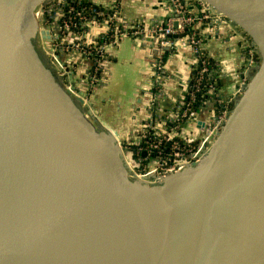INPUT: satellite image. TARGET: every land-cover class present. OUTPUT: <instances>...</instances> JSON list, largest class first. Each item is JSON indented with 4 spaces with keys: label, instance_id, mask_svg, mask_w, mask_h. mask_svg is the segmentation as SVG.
<instances>
[{
    "label": "water",
    "instance_id": "water-1",
    "mask_svg": "<svg viewBox=\"0 0 264 264\" xmlns=\"http://www.w3.org/2000/svg\"><path fill=\"white\" fill-rule=\"evenodd\" d=\"M199 1L256 61L199 160L156 178L53 70L50 0H0V264H264V0Z\"/></svg>",
    "mask_w": 264,
    "mask_h": 264
},
{
    "label": "built area",
    "instance_id": "built-area-1",
    "mask_svg": "<svg viewBox=\"0 0 264 264\" xmlns=\"http://www.w3.org/2000/svg\"><path fill=\"white\" fill-rule=\"evenodd\" d=\"M162 10L164 17L154 16L146 21L124 17L122 0H50L36 11L43 17V26L49 25L54 35V50L60 55L57 60L60 67L56 69L64 77L66 87H76L72 65L78 60L89 62L82 74L87 88H94L101 82L109 71L107 46L117 44L122 38L150 41V48L166 46L171 53L190 52L195 61L189 68L191 75L180 89L175 107L162 116L157 115V100L163 94L162 83L167 78L168 66L164 60L168 52L163 50L162 56L151 54L155 57L151 56V66L157 74L155 96L143 132L132 139L139 144L133 154L130 153L140 173H154L156 178L197 162L209 136L219 130L229 111L228 103L222 105L217 99L220 64L212 62L206 53L207 41L219 35L226 23L217 15L213 16L199 0H164ZM243 55L248 67L255 64L252 46L246 45ZM245 81L246 77H242L240 84ZM211 101L216 102L217 107L209 126L195 141L187 140L181 134V127ZM158 122L164 123L168 131H176L177 135L159 131ZM143 151L145 157L141 156Z\"/></svg>",
    "mask_w": 264,
    "mask_h": 264
},
{
    "label": "crops",
    "instance_id": "crops-1",
    "mask_svg": "<svg viewBox=\"0 0 264 264\" xmlns=\"http://www.w3.org/2000/svg\"><path fill=\"white\" fill-rule=\"evenodd\" d=\"M163 4L164 0H122V14L127 19L139 17L146 21L154 16L161 18L164 17ZM128 42L131 43L132 50H128L130 45ZM150 46H152L150 41L144 42L127 37L122 38L115 45L107 46L110 57L109 71L91 93L87 91L82 77L89 62L78 60L72 65L75 72L73 77L76 82L75 89L87 93L86 99L96 111L97 122L116 130L120 138L126 142L136 139L143 132L155 96L157 74L151 66L154 56L151 55ZM244 47L242 38L227 24L221 27L219 35L207 41L206 53L209 59L220 64L219 96L223 95L224 101L227 95L234 91L233 86L240 83L245 74ZM164 61L168 66L167 78L162 83L163 94L157 100V115L161 116L168 114L170 109L175 107L181 93L180 89L191 75L189 68L195 63L188 50L168 52ZM127 82L131 83V89L126 87ZM122 86L125 88L123 89ZM219 102L223 103L220 100ZM216 107V102L211 101L199 108L196 117L183 124L181 134L189 141L199 138L209 126ZM198 122L200 125L197 128ZM156 126L159 131H168L162 122H158ZM169 134L177 135L176 131H171Z\"/></svg>",
    "mask_w": 264,
    "mask_h": 264
},
{
    "label": "flooded vegetation",
    "instance_id": "flooded-vegetation-1",
    "mask_svg": "<svg viewBox=\"0 0 264 264\" xmlns=\"http://www.w3.org/2000/svg\"><path fill=\"white\" fill-rule=\"evenodd\" d=\"M36 43V51H37V53H38V56H41V55H45L46 54V52L43 50V43L42 42H40V43H38V41H36L35 42ZM38 46V47H37ZM38 48H39V50H38ZM41 59H42V61H43V58L41 57ZM43 63L46 65V67H51V63H50V61H48V60H44L43 61ZM224 100H222V102H223ZM228 102V101H227ZM226 102V103H227ZM225 103V101L222 103V104H224ZM131 149L132 150H134L135 149V147H131Z\"/></svg>",
    "mask_w": 264,
    "mask_h": 264
},
{
    "label": "rangeland",
    "instance_id": "rangeland-1",
    "mask_svg": "<svg viewBox=\"0 0 264 264\" xmlns=\"http://www.w3.org/2000/svg\"><path fill=\"white\" fill-rule=\"evenodd\" d=\"M130 15V14H129ZM37 41H38V43H40L41 41L40 40H38L37 39ZM128 41V40H127ZM126 41V42H127ZM128 44H130V45H128V50H132V45H131V43L130 42H128ZM38 47V46H37ZM38 50H39V48H38ZM40 57H42L43 58V61L45 60H48V56L45 54V55H41ZM125 65H126V62L124 63ZM53 70L54 71H56V68L54 69V67H53ZM123 87V89L125 88L124 86H122ZM126 87L128 88V89H131V83H129V82H127L126 83ZM87 89V91L88 92H90L91 93V91H93L94 89H95V87L94 88H86ZM128 92H130V90H127ZM133 165V164H132Z\"/></svg>",
    "mask_w": 264,
    "mask_h": 264
},
{
    "label": "bare ground",
    "instance_id": "bare-ground-1",
    "mask_svg": "<svg viewBox=\"0 0 264 264\" xmlns=\"http://www.w3.org/2000/svg\"><path fill=\"white\" fill-rule=\"evenodd\" d=\"M157 18H158V17H157ZM165 48H166V46H163V47H160L159 49L151 48V50H152V53H153V50H158V53H156V54H155V52L153 53L154 56H157V55L162 56V51H163ZM164 51H165V50H164ZM133 163H134V162H133ZM133 163H131V166H133V165H132Z\"/></svg>",
    "mask_w": 264,
    "mask_h": 264
},
{
    "label": "trees",
    "instance_id": "trees-1",
    "mask_svg": "<svg viewBox=\"0 0 264 264\" xmlns=\"http://www.w3.org/2000/svg\"><path fill=\"white\" fill-rule=\"evenodd\" d=\"M197 101H198V100H197ZM194 106L196 107V106H197V103H195Z\"/></svg>",
    "mask_w": 264,
    "mask_h": 264
}]
</instances>
